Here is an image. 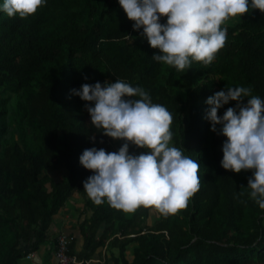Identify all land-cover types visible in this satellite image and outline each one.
<instances>
[{"label": "trees", "instance_id": "obj_1", "mask_svg": "<svg viewBox=\"0 0 264 264\" xmlns=\"http://www.w3.org/2000/svg\"><path fill=\"white\" fill-rule=\"evenodd\" d=\"M132 24L119 0H47L28 17L0 10V264H20L51 241L52 217L74 191L93 211L89 227L106 224L98 239L86 235L85 248L109 233L129 234L113 237L120 243L114 264H264V208L248 195L252 170L222 166L225 137L205 116V97L222 87L244 84L264 96V12L230 18L215 59L184 71L155 60L158 49ZM116 78L168 106L174 143L201 164V187L188 206L168 216L158 211L152 226L144 222L155 208L125 212L107 199L95 203L84 189L93 170L79 160L83 149L118 150L123 138L96 129L85 107L93 102L71 90ZM129 151L147 149L130 143ZM55 169L61 175L52 176Z\"/></svg>", "mask_w": 264, "mask_h": 264}, {"label": "clouds", "instance_id": "obj_2", "mask_svg": "<svg viewBox=\"0 0 264 264\" xmlns=\"http://www.w3.org/2000/svg\"><path fill=\"white\" fill-rule=\"evenodd\" d=\"M47 0H0L9 16L28 17ZM132 27L158 51L157 61L184 71L194 61L210 64L228 39L226 21L259 9L264 0H119ZM85 101L91 124L114 138H123L118 150L95 145L79 155L92 173L84 189L97 204L108 203L125 212L153 207L164 216L188 206L201 187L200 162L174 141L173 112L155 102L150 90L127 79L84 82L73 88ZM245 97L247 100L245 101ZM236 100L222 114L218 109ZM205 116L222 141L221 164L239 172L251 169L248 195L264 208V96L244 84L222 87L205 97ZM219 125V128H218ZM147 151H129V145Z\"/></svg>", "mask_w": 264, "mask_h": 264}, {"label": "crops", "instance_id": "obj_3", "mask_svg": "<svg viewBox=\"0 0 264 264\" xmlns=\"http://www.w3.org/2000/svg\"><path fill=\"white\" fill-rule=\"evenodd\" d=\"M92 209L85 207L84 197L74 191L59 208L52 217L53 237L51 241L40 244L33 252L30 258L24 257L20 264H55L54 256V239L60 233L67 234L71 237L70 254L78 259V261L86 264H114V259L120 255V243L113 242L112 239L116 235L119 240L127 238L128 235L120 233H109L104 242L94 250L85 248L86 235H92L94 239H98L103 233L106 224L103 222L93 228L89 227ZM134 242H130L125 247V254L129 260L133 258Z\"/></svg>", "mask_w": 264, "mask_h": 264}, {"label": "built area", "instance_id": "obj_4", "mask_svg": "<svg viewBox=\"0 0 264 264\" xmlns=\"http://www.w3.org/2000/svg\"><path fill=\"white\" fill-rule=\"evenodd\" d=\"M71 243V237L67 234L60 233L57 236L54 245V256L56 259L55 264H81L80 261L69 253ZM33 252L26 255V258H30Z\"/></svg>", "mask_w": 264, "mask_h": 264}, {"label": "rangeland", "instance_id": "obj_5", "mask_svg": "<svg viewBox=\"0 0 264 264\" xmlns=\"http://www.w3.org/2000/svg\"><path fill=\"white\" fill-rule=\"evenodd\" d=\"M14 137H15V139H17V134H14ZM61 171H62V169H55V170L51 171L50 174L52 176H57V175L59 176V175H61ZM46 186H49L48 181L46 183ZM157 216H158V210L152 209L151 214L145 219L144 223L147 224L148 226H152L154 224L155 218ZM22 261H24V260H22Z\"/></svg>", "mask_w": 264, "mask_h": 264}]
</instances>
